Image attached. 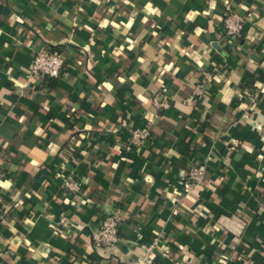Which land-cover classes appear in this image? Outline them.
Here are the masks:
<instances>
[{"label":"crops","instance_id":"obj_1","mask_svg":"<svg viewBox=\"0 0 264 264\" xmlns=\"http://www.w3.org/2000/svg\"><path fill=\"white\" fill-rule=\"evenodd\" d=\"M52 47L61 76L30 78ZM263 118L264 0H0V264H137L156 236L155 264H264ZM114 211L120 241L95 246Z\"/></svg>","mask_w":264,"mask_h":264},{"label":"built area","instance_id":"obj_2","mask_svg":"<svg viewBox=\"0 0 264 264\" xmlns=\"http://www.w3.org/2000/svg\"><path fill=\"white\" fill-rule=\"evenodd\" d=\"M86 0H73V2L81 7ZM246 16L233 10L230 5L224 13V29L229 40H235L242 35L246 23ZM66 56L61 48H47L35 52L32 65L29 71L30 78H58L65 69ZM205 93V87L200 84L195 89L197 96ZM242 97H250L252 93L249 90L242 92ZM254 100V99H252ZM154 105L160 110L170 109L172 106L171 97L167 90L163 89L154 96ZM258 131L264 134V118L256 126ZM131 137L128 146L129 151H139L143 148L147 140L150 138V130L148 126L133 127L131 126ZM204 166L192 165L185 173L187 183L200 184L204 178ZM63 189L74 191L78 189L79 183L71 176H66L63 180ZM120 212L114 211L102 218L98 230L94 233V244L97 247H108L117 244L120 241L119 225ZM168 247L161 244V238L156 236L152 242L145 247L143 255L137 260V264H155L157 255H165ZM207 264V263H204Z\"/></svg>","mask_w":264,"mask_h":264}]
</instances>
